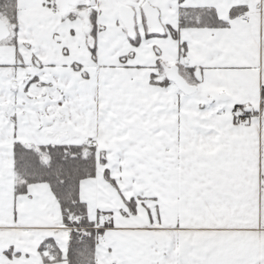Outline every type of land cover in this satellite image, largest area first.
I'll list each match as a JSON object with an SVG mask.
<instances>
[{"label":"snow or ice","instance_id":"snow-or-ice-1","mask_svg":"<svg viewBox=\"0 0 264 264\" xmlns=\"http://www.w3.org/2000/svg\"><path fill=\"white\" fill-rule=\"evenodd\" d=\"M0 264H264V0H0Z\"/></svg>","mask_w":264,"mask_h":264}]
</instances>
